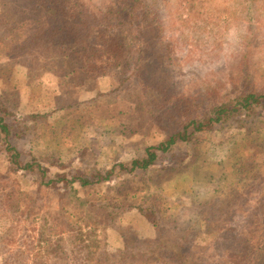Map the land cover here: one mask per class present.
<instances>
[{"label": "trees", "instance_id": "obj_1", "mask_svg": "<svg viewBox=\"0 0 264 264\" xmlns=\"http://www.w3.org/2000/svg\"><path fill=\"white\" fill-rule=\"evenodd\" d=\"M0 53L28 60L11 78L15 89L41 77L72 81L84 69L98 76L115 71L118 82L100 85L106 93L114 88L110 93L118 91L136 113L143 106L152 112L141 111L123 130H107L101 153L117 145L118 151L130 147L134 156L99 176L71 166L73 153L65 147L71 126L62 128L60 151L37 156L26 147L18 150L28 117L17 115L0 95V264H264V128L254 143L256 130L247 122L264 105V87L247 58L224 79L206 78L184 90L174 74L173 48L144 0H114L106 7L89 0H0ZM62 84L49 91L42 115L61 108L54 96H62ZM30 134L26 141L33 140ZM170 153L178 163L158 174L159 156ZM193 166L201 169L196 183L178 188L175 174ZM123 175L129 178L125 196L154 203L137 207L154 234V210L165 209L166 195L188 209L185 228L172 230L177 241L166 240L157 256L126 250L117 259L105 227L111 219L86 215L83 205L96 204L80 192L89 189L94 199L95 186L112 189L100 200L110 217L111 209H122L123 200L113 203L119 189L114 183ZM26 179L29 184H21ZM220 243L227 252L220 247L197 253ZM246 245L252 249L247 254Z\"/></svg>", "mask_w": 264, "mask_h": 264}, {"label": "rangeland", "instance_id": "obj_2", "mask_svg": "<svg viewBox=\"0 0 264 264\" xmlns=\"http://www.w3.org/2000/svg\"><path fill=\"white\" fill-rule=\"evenodd\" d=\"M89 1L98 7H106L114 0ZM144 1L150 5L161 26L163 38L173 48L176 64L174 74L184 90H188L192 83L203 82L206 78L224 79L223 76L236 72L246 58L255 71L256 82L264 87V0ZM233 26L236 28V35L230 38L228 30ZM23 65H28L27 59L7 60L0 53V95L4 98L5 104H9L17 115L28 117L23 121L26 129L21 134V139L16 142L20 145L18 150L26 147L37 156L51 151H60L63 148L59 143L62 128L71 126L69 135L72 136V141L66 140L65 147L68 146L69 151L73 153L71 166L76 171L88 172L90 169L89 173L96 171L100 176L103 171H109L113 164L127 162L134 156V151L130 147H125L124 151H118L117 145H111L104 148L102 153L98 149L100 141L109 128L119 126L118 128L123 130L129 127L141 116V111L148 116L152 114L149 106L147 108L143 106L141 111L136 113L133 111V105L124 102L118 91L110 93L114 89L112 88L109 93H106L103 86H100L103 82L106 85L109 84V87L113 86L118 82V72L109 71L105 76H98L96 73H86L84 69L75 74L72 81L64 79L58 82L56 79L47 80L48 78L41 77L15 89L11 78L17 73V68ZM59 83H63V94L54 97L55 107L60 104L61 108H55L50 115H42L47 110L48 98L51 95L49 91H53ZM45 86L49 87L48 92L46 88L44 89ZM60 92L61 90L58 94ZM64 99L67 102L65 107L62 104ZM154 100L159 102L158 97ZM41 115L42 117H37ZM249 116L247 122L254 131L256 130L251 140L258 143L260 132L264 128V105H260L257 112L250 113ZM143 122L144 120L140 119L137 123L143 124ZM27 130L31 134L26 133ZM29 134H33V140L26 141V136ZM50 135L52 137H49ZM76 135L78 137H75ZM112 153L116 157L113 158ZM219 156L223 155L219 154ZM159 157L158 174L163 166H174L179 161V157L174 153ZM62 159L66 160L67 155L62 154ZM217 171L213 170L215 173ZM200 172V167L193 166L184 174H175L174 184L180 188L196 183L193 180L199 176ZM184 178L187 180L184 181ZM20 182L29 184L27 179ZM128 182V176L123 175L114 183L119 189L114 192L117 199L113 204H118L121 200L123 202L119 204L122 209H111V217L108 212L101 209L103 202L100 201L112 191L111 188L95 186L94 199L91 198L89 189L81 191V197H86L96 204L83 205L88 207L86 215L99 218L100 221L106 219L105 222L111 219V222L105 223V227H109L112 251L117 259L126 257V250L157 256L163 252V244L166 240L177 241L179 235L172 230L185 228L188 209L180 206L178 197L166 195L165 200L168 204L165 205V209L154 210L153 216L154 219L156 218L155 224L159 231L154 234L151 226H146L138 212L137 207L143 202L125 196L124 193L127 190L124 187ZM143 204L145 209H151L154 205L151 200ZM208 247L203 246V249L200 248L197 253L201 251L210 254L212 249L220 247L226 252L228 250V246L222 243L215 246L211 244L210 248ZM251 250V246L246 245L244 252L247 254ZM195 251L193 249V252Z\"/></svg>", "mask_w": 264, "mask_h": 264}, {"label": "clouds", "instance_id": "obj_3", "mask_svg": "<svg viewBox=\"0 0 264 264\" xmlns=\"http://www.w3.org/2000/svg\"><path fill=\"white\" fill-rule=\"evenodd\" d=\"M235 35H236V28L235 26H233L232 28L228 30V36L231 38V37H234Z\"/></svg>", "mask_w": 264, "mask_h": 264}]
</instances>
